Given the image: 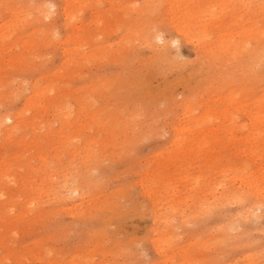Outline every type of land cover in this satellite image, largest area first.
Wrapping results in <instances>:
<instances>
[{"label":"rangeland","instance_id":"374dc122","mask_svg":"<svg viewBox=\"0 0 264 264\" xmlns=\"http://www.w3.org/2000/svg\"><path fill=\"white\" fill-rule=\"evenodd\" d=\"M0 264H264V0H0Z\"/></svg>","mask_w":264,"mask_h":264}]
</instances>
